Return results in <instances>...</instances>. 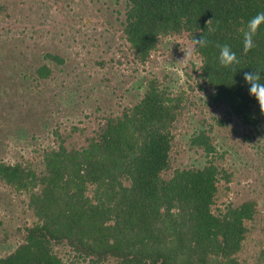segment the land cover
<instances>
[{
  "label": "trees",
  "instance_id": "trees-1",
  "mask_svg": "<svg viewBox=\"0 0 264 264\" xmlns=\"http://www.w3.org/2000/svg\"><path fill=\"white\" fill-rule=\"evenodd\" d=\"M36 1L0 0V139L30 136L18 122L46 113L42 84L66 63L21 48L11 25ZM126 1L121 51L134 64L120 85L132 87L87 120L56 122L33 157L0 159L12 215L0 213V264H264V0ZM183 34L201 62L188 87L166 72L138 78L162 38ZM187 150L197 157L177 163ZM18 205L31 222L14 224Z\"/></svg>",
  "mask_w": 264,
  "mask_h": 264
},
{
  "label": "rangeland",
  "instance_id": "rangeland-1",
  "mask_svg": "<svg viewBox=\"0 0 264 264\" xmlns=\"http://www.w3.org/2000/svg\"><path fill=\"white\" fill-rule=\"evenodd\" d=\"M43 3L46 6L42 5ZM35 4L34 8L44 7L41 11L33 9L38 13L27 14L24 21L10 24L17 35L25 38L26 44L21 48L29 54L32 53L27 56L29 62L33 58H36V61L39 59L41 63L48 62L44 57L45 53L53 52L60 54L66 63L50 83L42 84L45 90L41 101L38 102L42 106L38 107L47 110L46 113L40 115L32 112L33 119L28 118L24 123L18 122L30 132V136L17 139L11 135L7 139H0V159L5 161L15 162L33 157L35 147L43 148L51 142L52 129L56 122L64 126L77 120H87L86 116L92 107L98 104L103 107L115 104L116 94L122 87L120 84L132 74L134 64L132 58L123 56L121 51L127 49L122 39V21L125 20L127 12L126 0H37ZM5 25L6 23H0V30ZM22 31H26V35L21 33ZM193 49V43L186 34L162 38L159 49L153 54L157 62L141 66L140 72L137 73L138 78L166 72L174 77L171 84L175 88L188 87V82L192 80L187 74L194 75L195 68L201 64ZM111 57L115 58L110 64L112 70L110 65L102 67L96 64V61L102 59L110 61ZM119 59L122 60L121 64L117 61ZM110 73L114 76L113 81L107 83L105 80ZM132 84L131 81L126 83L122 90L125 87L131 88ZM18 85L21 84L16 86ZM17 89L20 95V88ZM35 90L32 94L34 98L30 99L32 102L39 97L38 88ZM22 96L16 99V103L22 101ZM43 120L54 123L48 128L42 124ZM33 131L36 140L31 138ZM188 139L189 135H186L185 144ZM179 157L177 163L190 161L191 158L194 160L197 154L187 150ZM5 200L6 198H3L1 201ZM0 213L6 215V219L12 216L5 210L0 209ZM26 214H23V206L18 205L15 216L25 219L19 218L14 224L23 225V220L26 223L31 222V216ZM56 248L62 255L69 253L66 246Z\"/></svg>",
  "mask_w": 264,
  "mask_h": 264
}]
</instances>
